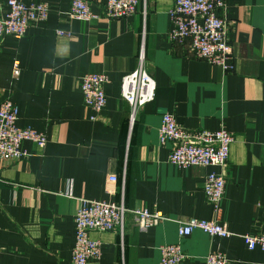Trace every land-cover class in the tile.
<instances>
[{"label":"crops","instance_id":"0c3cea01","mask_svg":"<svg viewBox=\"0 0 264 264\" xmlns=\"http://www.w3.org/2000/svg\"><path fill=\"white\" fill-rule=\"evenodd\" d=\"M8 1L0 0V12ZM20 1L49 3L51 13L24 38L0 42V105L9 99L17 126L46 135L47 143L41 149L25 141L29 157L0 159V264H69L82 199H124L129 210L169 218L140 231L129 214L123 234L92 233L102 257L90 264H160L167 244L181 245L190 257L182 264H204L214 252L229 264H264V251L249 250L242 238L264 233V0H226L234 64L228 73L191 58L187 43L170 41L174 0H147L146 15L142 0L137 14L113 20L108 0H83L100 17L88 22L69 17L73 0ZM142 51L156 96L131 127L121 85L139 68ZM86 73L108 77L100 114L84 103L79 78ZM165 113L187 129L232 133L225 168L169 163L172 144L159 136ZM209 173L226 177L219 222L235 235L196 229L180 240L178 221L215 219L204 190Z\"/></svg>","mask_w":264,"mask_h":264},{"label":"built area","instance_id":"2783aa9c","mask_svg":"<svg viewBox=\"0 0 264 264\" xmlns=\"http://www.w3.org/2000/svg\"><path fill=\"white\" fill-rule=\"evenodd\" d=\"M146 1L143 13L146 15ZM142 0H110L109 16L123 19L137 14ZM8 8L0 12V42L7 38L20 40L29 29L44 25L50 16L51 5L38 3L27 5L20 0H9ZM67 14V13H66ZM70 18L89 21L92 18L87 3L74 1ZM173 29L170 41L175 44H188L187 54L194 59L221 67L225 72L234 70L233 47L228 40L231 22L228 20L226 0H174L171 10ZM57 35H67L57 30ZM18 62L13 67L14 77L20 75ZM109 82L103 74L86 73L79 78L80 91L87 108L100 114L107 105L105 86ZM122 98L130 105L129 123L132 127L145 106L154 101L156 96L155 80L148 72L144 51L139 56V68L123 77ZM159 130L161 144H172L169 163L179 168L220 167L225 168L230 158L231 147L235 142L232 133L221 129L191 130L176 123L168 113L163 115ZM18 109L9 100L0 105V159H24L31 154L22 148L23 141L32 140L43 149L47 139L29 128L17 126ZM110 183H116L117 177L111 176ZM227 180L224 174L209 173L204 182V190L209 205L214 209L215 219L204 221L188 219L178 221L180 240L200 229L211 237L229 238L234 236L226 225L219 222L222 214V201L225 196ZM115 192V190H112ZM124 200V199H123ZM106 202L98 200H80L75 222L77 236L69 264H90L100 261L102 242L94 239L92 233H104L118 230L124 233L125 219L131 214L140 231H147L169 220L161 213L150 214L145 210H129L124 201ZM249 250L264 251V233L242 235ZM160 264H182L190 257L180 244H167L160 247ZM230 260L223 252L208 254L204 264H229Z\"/></svg>","mask_w":264,"mask_h":264},{"label":"bare ground","instance_id":"6f19581e","mask_svg":"<svg viewBox=\"0 0 264 264\" xmlns=\"http://www.w3.org/2000/svg\"><path fill=\"white\" fill-rule=\"evenodd\" d=\"M74 1H83V0H73L72 1V3H71V8H70V11L72 12V10H73V2ZM109 1L110 0H108V3H109ZM83 2H85V1H83ZM85 3H87V2H85ZM108 3H107V18L108 19H111V20H113L110 16H109V8H108ZM87 5H88V7H89V10H90V13H91V15H92V18L89 20V21H91V20H93V19H99L100 17L99 16H97V15H94L92 12H91V9H90V5L87 3ZM74 19H77V18H74ZM77 20H79V21H82V20H80V19H77ZM83 22H88V21H83ZM67 33H69V36H67V35H59V36H65V37H70L71 36V34H70V32H68V31H66ZM164 117V116H163ZM174 119H175V117H174ZM175 121H176V119H175ZM162 122H163V118H162ZM176 123H177V121H176ZM178 124V123H177ZM180 125V124H179ZM162 126V125H161ZM31 130H33V129H31ZM33 131H35V130H33ZM36 133H38L37 131H35ZM38 134H41V135H44V134H42V133H38ZM45 137H46V135H44ZM25 141H32V140H25ZM25 141H23V142H25ZM33 142V141H32ZM34 143V142H33ZM35 144V143H34ZM36 145V144H35ZM155 227V226H154ZM183 249V248H182ZM102 257V256H101Z\"/></svg>","mask_w":264,"mask_h":264}]
</instances>
